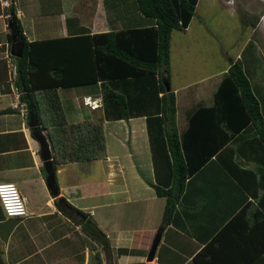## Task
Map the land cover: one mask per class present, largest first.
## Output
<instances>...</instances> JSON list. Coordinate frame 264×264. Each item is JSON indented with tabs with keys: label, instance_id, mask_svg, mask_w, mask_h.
<instances>
[{
	"label": "crops",
	"instance_id": "obj_1",
	"mask_svg": "<svg viewBox=\"0 0 264 264\" xmlns=\"http://www.w3.org/2000/svg\"><path fill=\"white\" fill-rule=\"evenodd\" d=\"M14 16L21 28L15 40L8 24ZM152 25L155 19L143 14L137 0H0V182H14L27 208L25 216H6L0 205L2 264H195L193 256L212 240H218L212 244L217 258L255 257L250 264H264V145L252 125L241 130L242 137L230 135L186 178L175 210L163 224L167 197L158 195L154 185H165L170 169L161 141L151 144V107L139 105L132 111L141 112L128 118L108 116L105 110L110 114L115 107L105 106L101 80L30 90L40 106L58 102L59 118L66 125L102 118L105 146L90 159L59 157L54 171L58 194L47 187L28 114L11 105L18 97L8 63L18 64L23 45L20 55L12 52H18L20 41ZM62 42H55L56 47H65ZM95 47L88 44L80 51L91 57ZM233 61L208 71L204 61L193 78L183 73L185 78L176 84L169 74L179 135L192 111L213 104L216 87ZM155 71L164 80L165 68ZM85 96L100 102L90 107L83 103ZM177 118L183 122L181 129ZM47 137L51 147L49 133ZM51 153L53 164L52 147ZM87 217L98 227L95 237L83 229ZM158 231L159 241L148 259Z\"/></svg>",
	"mask_w": 264,
	"mask_h": 264
},
{
	"label": "trees",
	"instance_id": "obj_2",
	"mask_svg": "<svg viewBox=\"0 0 264 264\" xmlns=\"http://www.w3.org/2000/svg\"><path fill=\"white\" fill-rule=\"evenodd\" d=\"M197 1L137 0L143 14L155 19V26L111 30L91 36L78 34L56 40L24 41L22 55L16 65L15 83L19 88L20 99L26 103L31 100L35 105L42 128L45 126L41 108L30 90H55L58 86L101 80L104 84L105 106L115 107V112L110 114L105 110L108 116L128 118L141 112L132 111L139 105L151 107L147 113L155 128L150 135L151 144L158 146L161 141L165 152L162 151V155L170 169L166 184L154 185L158 195L167 197L163 224L175 210L185 188L186 178L223 147L230 135L242 137L245 134L241 130L252 125L264 145L261 105L238 59L228 66L218 83L213 104L197 107L190 113L185 131L181 135L177 132L175 94L170 86L167 89L165 85V82H170V35L174 28L187 27ZM13 18L17 25L14 33L18 36L21 34L20 23L16 16ZM61 40L66 41L62 42L65 47H56L55 42ZM88 44L96 46L91 57H85L84 52L80 51ZM159 66L165 68L164 80L155 76V70ZM159 91L163 92L160 96ZM51 107L55 111V117L59 118L61 112L58 102H51ZM50 142L54 152V171L55 163L61 161L59 157L94 158L105 146L102 118H89L68 126L63 122H56L51 128ZM64 202L71 206L65 199ZM80 212L83 216L86 215ZM260 214L264 216L263 212ZM83 229L94 237L99 231L95 221L89 217L84 221ZM214 241L218 240L205 243L193 256L195 264H250L255 258H217L212 254Z\"/></svg>",
	"mask_w": 264,
	"mask_h": 264
},
{
	"label": "rangeland",
	"instance_id": "obj_3",
	"mask_svg": "<svg viewBox=\"0 0 264 264\" xmlns=\"http://www.w3.org/2000/svg\"><path fill=\"white\" fill-rule=\"evenodd\" d=\"M187 27L183 32L173 29L170 35L169 74L173 84L185 78L183 73L193 78L204 61L208 71L238 59L264 114V0H198ZM40 108L47 133L41 129L51 136L52 126L63 120L55 117L50 105ZM178 122L181 129L183 122L177 118ZM232 147L238 144L232 143ZM118 207L123 210L125 205ZM124 222L120 219L121 224Z\"/></svg>",
	"mask_w": 264,
	"mask_h": 264
},
{
	"label": "water",
	"instance_id": "obj_4",
	"mask_svg": "<svg viewBox=\"0 0 264 264\" xmlns=\"http://www.w3.org/2000/svg\"><path fill=\"white\" fill-rule=\"evenodd\" d=\"M8 24L10 25L11 29H16L17 25L14 20H9ZM13 39L15 40L16 35L13 33ZM22 45L23 42L20 41V48L18 49V52H12L14 55H20L21 50H22ZM166 88L169 89V83L165 82ZM28 120H29V126L32 127V134L35 137V139L39 143V152H40V157L43 159V164H44V169H45V179H46V184L49 190L51 191L52 194L57 195L58 194V186L56 184L55 180V173L53 169V164H52V153H51V147L50 143L48 141L47 136L45 133L42 131L40 128V121L37 117V112L35 105L30 101L28 103ZM60 198L59 200H61ZM160 238V231L157 232L155 239L153 241V244L151 246L148 259H152L155 247L159 241ZM0 264H2L1 259H0Z\"/></svg>",
	"mask_w": 264,
	"mask_h": 264
},
{
	"label": "built area",
	"instance_id": "obj_5",
	"mask_svg": "<svg viewBox=\"0 0 264 264\" xmlns=\"http://www.w3.org/2000/svg\"><path fill=\"white\" fill-rule=\"evenodd\" d=\"M9 63L10 73L12 74V78L15 79V63L13 61H10ZM13 85V88L18 98L15 100V102L11 103V105L13 108L17 109L20 114L27 115L28 112L26 103L24 101H20L19 90L17 89L16 84ZM83 103L85 105H89L90 107H94L99 104L97 100H95V98L91 99L89 96L84 97ZM25 200V196L21 194L20 190L14 182H0V205L6 216H25L27 214Z\"/></svg>",
	"mask_w": 264,
	"mask_h": 264
},
{
	"label": "clouds",
	"instance_id": "obj_6",
	"mask_svg": "<svg viewBox=\"0 0 264 264\" xmlns=\"http://www.w3.org/2000/svg\"><path fill=\"white\" fill-rule=\"evenodd\" d=\"M13 30V29H12ZM14 31V30H13ZM17 37V36H16ZM15 80V79H14ZM14 84H16V83H14ZM16 87H17V85H16ZM17 89L19 90V88L17 87ZM19 99H20V92H19ZM20 101H23V100H21L20 99ZM25 102V101H24ZM97 102L99 103L100 101H98L97 100ZM26 103V102H25ZM26 107H27V112H28V109H29V107H28V103H26ZM95 107V106H94ZM28 114V113H27Z\"/></svg>",
	"mask_w": 264,
	"mask_h": 264
}]
</instances>
